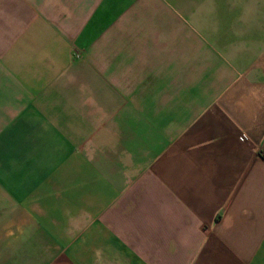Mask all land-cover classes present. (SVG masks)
<instances>
[{
	"label": "crops",
	"instance_id": "obj_1",
	"mask_svg": "<svg viewBox=\"0 0 264 264\" xmlns=\"http://www.w3.org/2000/svg\"><path fill=\"white\" fill-rule=\"evenodd\" d=\"M264 0H0V264H264Z\"/></svg>",
	"mask_w": 264,
	"mask_h": 264
},
{
	"label": "built area",
	"instance_id": "obj_2",
	"mask_svg": "<svg viewBox=\"0 0 264 264\" xmlns=\"http://www.w3.org/2000/svg\"><path fill=\"white\" fill-rule=\"evenodd\" d=\"M258 153H259V155H260L261 157L264 158V148H259V149H258Z\"/></svg>",
	"mask_w": 264,
	"mask_h": 264
}]
</instances>
